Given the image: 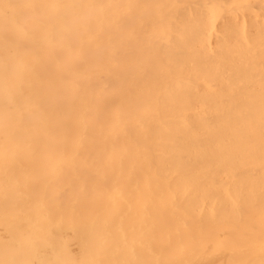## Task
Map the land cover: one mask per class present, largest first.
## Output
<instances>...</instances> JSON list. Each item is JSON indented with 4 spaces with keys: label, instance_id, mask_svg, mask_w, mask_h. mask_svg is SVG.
I'll list each match as a JSON object with an SVG mask.
<instances>
[{
    "label": "bare ground",
    "instance_id": "6f19581e",
    "mask_svg": "<svg viewBox=\"0 0 264 264\" xmlns=\"http://www.w3.org/2000/svg\"><path fill=\"white\" fill-rule=\"evenodd\" d=\"M60 140L133 180L148 264H264V0H0V150L28 168L0 154V251L57 212L31 151Z\"/></svg>",
    "mask_w": 264,
    "mask_h": 264
},
{
    "label": "rangeland",
    "instance_id": "374dc122",
    "mask_svg": "<svg viewBox=\"0 0 264 264\" xmlns=\"http://www.w3.org/2000/svg\"><path fill=\"white\" fill-rule=\"evenodd\" d=\"M23 141L26 142L27 140H22V142ZM60 141H62V143H65L63 146H65L68 142H69L68 144L70 145L67 144L68 146L66 147L68 148L63 147L55 150H54V146L52 148L49 145L50 149L52 148L53 150H50L48 148H46V150H43L40 149L41 143L38 142L40 143V144L37 143L39 149L38 147L36 149L35 146L33 147L36 149L33 150V152L34 151L35 152L33 153L31 151V153L34 155L35 154L38 155L39 153L40 156L44 157L43 163L46 166L45 169H43L42 166L43 163L42 165L40 164L38 168L40 167L41 168L38 169V172L35 173V174L37 173L39 174V175H35L37 176V180L35 181H38V178L39 180L45 179V181L43 180V182H41L42 180H40L38 183L41 182L44 185L46 184L49 185V187L48 186L45 187L44 185L42 186L41 184H39L41 186L40 187L38 186L37 183L38 188L35 187L34 188L35 190L38 189L39 193H41L43 190L41 196H43V194L46 193L45 197L43 196L44 200H46L45 202L47 203L45 205H50V207L47 208L46 212L47 211L49 212V210L54 207L55 210L59 212L60 216L59 217L53 216V214L57 212H54L46 216H41V212H43V210L41 211L40 209L43 206L39 208L37 205L33 203L34 201L31 202L32 200L28 199L30 200L31 204H34L35 207L37 206L36 208H34L33 205H32L33 207L31 206V209L33 210L34 213V214L32 213V215L36 216L37 214L39 217L41 216L40 223L36 222L37 220L32 221L33 225L40 226L39 227L40 234L38 233L36 237L35 233H34L35 236H32L33 233H29V236L36 237L35 240L37 239L36 241H38V247L34 246L36 248H32L29 250H14V251L6 250V249L3 250L4 248H2V251H0V264H148L149 261L147 260V255L145 254V251L140 247L142 232L141 233L139 232L138 230L139 228L136 225L137 217L136 215H134L133 212L134 210L133 206L135 204L136 196L133 195L134 192L133 191L134 187L132 185L133 180H131L128 177L127 175L128 173L126 174L123 168L122 169L114 168L106 171L98 170L95 173L93 171H89L90 170L89 160L94 161V157L92 153L103 150L85 148V147L81 148L79 145H77V147H73V146L72 148L69 147L72 145L71 143H75V144L84 143V142L87 143L88 140L87 141L60 140ZM9 142L15 143L16 140L14 142L13 141L11 142L9 140ZM18 142L20 143V141ZM44 142H51V140ZM91 142L92 141H90V143ZM34 143L36 144V142ZM26 144L27 146H29L33 144V142L28 143L27 141ZM26 148L24 147V149ZM14 150H15L14 152L13 150H11L12 152L10 150H0L1 158L3 159L5 164H9L10 166L13 165V167L15 166L14 164L19 163L20 166L22 164L23 165L22 169L25 168L24 172H27L28 168L26 167V165L22 163L21 160L19 159L15 160L17 158H24V156H20V155L26 154V151L23 153L22 149L18 151V148H15ZM29 150L30 149L27 150L28 152L27 156L31 155V153H29ZM41 152L44 153V155H42ZM51 154H53L54 156ZM46 155H51L55 158L52 157L53 158L52 159L50 156L47 157ZM31 156H29L30 161L28 162H31V159L33 162L35 161L33 159L34 157L31 158ZM109 157L115 158V156H109ZM47 158H51V162H49L50 159ZM33 162L31 163L32 165L35 166ZM36 164L38 165L37 162ZM51 166H54V168L52 167L53 169L57 168L58 171L56 172H58V174H55L56 172L54 173V170L50 171L51 174H49L48 171L50 169L52 170V168H50ZM22 169H20V171H22ZM30 169L32 170L31 167H29V171ZM64 170H66V172H63ZM10 171L11 170L9 171L2 170V172H0L2 179L5 176L6 177L9 176ZM6 172H8L7 175ZM59 172H61V174H59ZM29 174H31V171L29 172ZM2 175H4V177ZM17 175H18L17 178H15L14 176L13 177L15 179H19V178L21 179L22 177L23 178L26 177L27 174L21 172L20 174L17 173ZM55 175H58V177L59 175L61 176L59 179H56L57 176L54 177L53 179L52 176ZM28 177H30V175ZM48 177H50L52 181H50ZM30 179L31 178L29 179L27 178L25 180H28L29 186L31 187L35 186L33 184L34 181H32L33 178L31 180L32 182L30 181L31 184L29 183ZM3 180H5V178ZM12 181L16 182L15 180ZM20 183H21L20 186L18 182L16 183L18 184L19 187L15 185L17 187L15 189L16 190L19 189V192L22 186H24L25 188L27 186L28 188L27 184L25 186L24 183L23 184L22 182ZM3 184L1 183L3 189L8 186L7 182L5 183L7 184L6 186ZM53 184H55V186H53ZM11 185H14V183ZM11 185H9V187ZM9 187H7L8 191L11 190V188L9 189ZM44 187L46 189H44ZM27 188L25 189L26 192H27ZM39 188H43V189H39ZM15 189L13 190L15 191ZM7 190L5 192H8ZM35 190H33L34 191L33 194L37 193V192L35 193ZM21 191H22L21 194L24 193L23 190ZM31 192L32 190L29 193H26V195L25 194L24 195L28 196L30 195ZM40 198L41 197H38L37 199L41 200L40 202H42L43 199ZM36 201L35 203L37 204ZM40 202L38 201V203ZM24 206L25 205L18 206V208L24 209L23 211L22 209H19V211L21 210L20 212H22V214L18 212L19 214L22 215L21 217H23L24 216L23 214L25 213ZM26 206L28 207L27 203ZM100 209H104V212L109 211V214H104L101 217H99L100 212H102V210ZM28 210L26 211V214L27 212L28 213L30 212ZM16 211H18L17 208ZM44 213L45 210L43 214ZM30 214H27V216L30 217V220L32 218L33 220L38 219L39 221V218L36 217L33 218V216ZM10 216H12V214ZM1 218L0 220L4 219V217L3 219ZM45 218H49L48 221L45 220ZM23 219L24 218H21V220L19 221L15 219L18 221V224L21 227L27 225L26 221H24ZM27 220L30 221L29 219ZM4 221L5 220H3V222ZM153 263L157 264V261L155 260Z\"/></svg>",
    "mask_w": 264,
    "mask_h": 264
}]
</instances>
